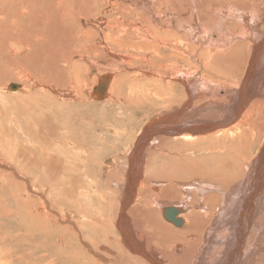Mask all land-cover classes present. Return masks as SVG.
Here are the masks:
<instances>
[{
    "label": "bare ground",
    "instance_id": "bare-ground-1",
    "mask_svg": "<svg viewBox=\"0 0 264 264\" xmlns=\"http://www.w3.org/2000/svg\"><path fill=\"white\" fill-rule=\"evenodd\" d=\"M16 37L42 79L0 171L25 264H264V0H0Z\"/></svg>",
    "mask_w": 264,
    "mask_h": 264
},
{
    "label": "rangeland",
    "instance_id": "rangeland-1",
    "mask_svg": "<svg viewBox=\"0 0 264 264\" xmlns=\"http://www.w3.org/2000/svg\"><path fill=\"white\" fill-rule=\"evenodd\" d=\"M114 18L115 17H108V18H106V20L112 21ZM19 38L22 41V37H16V39L18 41L20 40ZM16 39L14 40L15 42H11V45H12L11 48H8V45L6 43H5L6 44L5 47L0 44V129H1L0 137L3 139V140L0 139V171L6 170V169H8V167H10V170H11V168L15 169L16 162L14 159H12V157H14L12 155V152L14 149L13 141L19 142L22 145L24 144V142L21 141V139H19V138H21V137H19V135L21 133H23L22 127L23 128L25 127L24 124L27 123V122H25V118L28 117V115L27 114L25 115L23 112H26L25 109L28 107V105H29V109H31V104H29L30 98L37 96V94L39 92H41V90L39 88L34 87L33 83H32V80H36V81L42 80L41 77L39 76V74H34L35 73L34 71H32V73L30 72V73L26 74L27 73L26 70L28 69V67H26V65L28 64L27 61H29L28 58L30 57L31 52L29 51L28 48H26L25 45L21 44L20 41H19V43H18V41L16 42ZM22 46L24 47V49ZM4 48H6L7 50H5ZM26 50L28 51V53L29 52L30 53L27 54ZM22 58H24V59H22ZM23 61L25 63H23ZM119 65H120V67H123L122 63H119ZM1 73H2V75H1ZM23 77H24V80H26L25 82L27 83L26 89L24 90L23 93L19 92L18 94H16V93H11V92L2 90V88L4 86H6L7 84L21 82V80H19V78L23 79ZM94 81H95L94 78L90 80L91 83L96 84V83H94ZM61 89H63V88H61ZM15 90H13V91H15ZM31 90H34L37 92L35 94H33L27 100V102L26 101L22 102L21 97L23 95L28 96L29 91H31ZM158 108L160 110H158ZM152 111H153L152 114H145V115H143V118H140L141 120H143L141 123H144V122L147 124L150 123V120L153 119V117H156V115L158 114V111H161V107H159V106L152 107L149 110V113ZM16 112H18V113H16ZM10 119L17 120L16 124L12 123L13 125L12 124L10 125V123H8L10 121ZM17 129H18V131H17ZM1 135H3V136H1ZM7 139H8V141H7ZM2 143H3V146H2ZM22 147L24 148V146H22ZM19 148H21V147H19ZM121 150L122 151L127 150L126 142H124V144L122 145ZM110 158H112V152H109L108 154H106L100 161L102 163L105 161L104 164L107 165V163H109L111 161ZM112 162H113V159H112ZM120 165H121V157H120V161H119V170H118L119 172L118 171L116 172L117 178L121 177L120 175H122V174H119V173H121L123 171V167L121 166V168H120ZM120 170H122V171H120ZM101 180H102V178H101ZM102 182H103V180H102ZM102 186H104V185L103 184L99 185L100 189L103 191ZM100 189H98V191H96V192H100L101 191ZM104 189H105V187H104ZM100 193H99V195H100ZM3 200L7 202L8 198L3 197V199L0 200L2 204H3ZM109 200L112 203V199L109 198ZM113 200H114V198H113ZM9 205H11V204L7 203V205H5L6 209L0 210L1 215H5V218H6V219L3 218V221L0 222V237H2L4 235L5 236L9 235V240H10V241L7 240L4 245L0 244V257H1L0 258V264H1V262H2V264L3 263L7 264V261H9V264H25V262H23V261H25L24 251H23L24 245L22 243L20 244V242H18L17 240H15L13 238V235H14V234H12L14 232V231H12V230H14L12 228L13 225L11 227V224L7 223L8 222V220H7L8 214H5V210L8 211L10 209ZM13 210H14V208H13ZM15 221H16V219H15ZM7 232H10V234ZM17 234H19V232H17ZM10 236H11V238H10ZM6 249H7V251H6ZM1 251H3V252H1ZM5 252H6V255H5ZM13 252H14V254L12 255ZM7 255H8V257H7ZM11 255H12V257H11ZM22 258H23V260H22Z\"/></svg>",
    "mask_w": 264,
    "mask_h": 264
},
{
    "label": "water",
    "instance_id": "water-1",
    "mask_svg": "<svg viewBox=\"0 0 264 264\" xmlns=\"http://www.w3.org/2000/svg\"><path fill=\"white\" fill-rule=\"evenodd\" d=\"M16 88H17V86H15V85H10L9 86V90H14ZM166 219L170 220L171 222H173L175 224L177 223L170 215L166 216Z\"/></svg>",
    "mask_w": 264,
    "mask_h": 264
}]
</instances>
